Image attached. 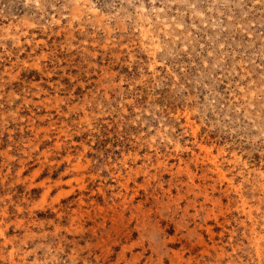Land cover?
I'll return each instance as SVG.
<instances>
[{"label":"rangeland","instance_id":"obj_1","mask_svg":"<svg viewBox=\"0 0 264 264\" xmlns=\"http://www.w3.org/2000/svg\"><path fill=\"white\" fill-rule=\"evenodd\" d=\"M0 264H264V0H0Z\"/></svg>","mask_w":264,"mask_h":264}]
</instances>
